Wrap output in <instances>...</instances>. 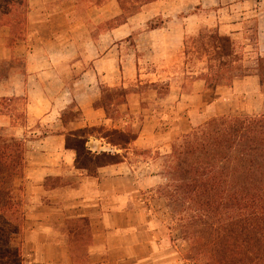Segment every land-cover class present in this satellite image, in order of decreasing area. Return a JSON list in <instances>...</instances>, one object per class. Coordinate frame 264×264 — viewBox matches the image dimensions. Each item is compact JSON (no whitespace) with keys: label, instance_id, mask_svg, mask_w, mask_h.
I'll return each instance as SVG.
<instances>
[{"label":"crops","instance_id":"0c3cea01","mask_svg":"<svg viewBox=\"0 0 264 264\" xmlns=\"http://www.w3.org/2000/svg\"><path fill=\"white\" fill-rule=\"evenodd\" d=\"M207 33L228 38L233 58L232 80L213 87L206 52L192 51ZM262 63L264 0H105L84 9L30 0L22 37L0 29V135L24 148L13 180L24 264H181L155 157L208 119L264 114ZM161 83L167 94L146 104L141 88ZM115 130L130 141H112ZM73 140L117 158L80 166Z\"/></svg>","mask_w":264,"mask_h":264},{"label":"trees","instance_id":"16d2710c","mask_svg":"<svg viewBox=\"0 0 264 264\" xmlns=\"http://www.w3.org/2000/svg\"><path fill=\"white\" fill-rule=\"evenodd\" d=\"M3 4L0 2L1 27H10L14 38L22 37L28 0H3ZM21 7L23 11L16 9ZM208 39L205 46L219 50L223 41L229 43L226 37L211 35ZM231 53L218 58L220 68L226 66L223 60ZM261 78L263 81L264 63ZM220 79L230 82L232 76L221 75ZM109 136L118 144L131 139L116 130ZM18 142L0 135V243H7L0 249V259L10 264H24L20 244L11 245V235L19 231H7L4 220L14 210L13 180L23 165V154L22 163L14 164ZM85 142L70 143L78 152L80 166L116 160V155L107 153L94 157ZM172 159L174 165H168L172 183L164 191L172 211L190 212L188 218H180L191 242L189 259L194 264H264V114L215 117L184 134ZM82 226L87 228L89 223L83 220Z\"/></svg>","mask_w":264,"mask_h":264},{"label":"rangeland","instance_id":"374dc122","mask_svg":"<svg viewBox=\"0 0 264 264\" xmlns=\"http://www.w3.org/2000/svg\"><path fill=\"white\" fill-rule=\"evenodd\" d=\"M78 1H79L80 6H82L84 9L85 7L90 5V3H92V2L97 1L99 3H102L104 0H78ZM0 2L3 4V0H0ZM28 4L30 5V0H28ZM2 6H0V7L3 8ZM16 9L19 11H23L22 7L16 8ZM24 13H25V11H24ZM1 28L2 27L0 25V29ZM21 28L25 29V26H22ZM23 35H24V33H23ZM207 35L209 37L211 35L214 37H217L216 34L207 33ZM208 40L206 39V41H208ZM193 48H196V50H192V51H194V53L196 51H199L202 54L204 52H206V54L208 56L207 65L209 67V73L205 76V78L208 80L210 86L213 87L214 85H216L218 83L224 82L225 79H220V76L221 75H223V76L229 75V69L231 68L230 64H231L233 58H232V56H230V57L226 56L223 60V62L226 64V66L221 67V68L219 67L220 63L218 61V58L223 57L225 53H227L229 50H231L230 44L223 41L221 50H219L217 48H212L209 46L207 47V46H205V43L202 45H196V46L193 45ZM193 66H194V70H197L201 65L199 64V62L197 60L194 59V65ZM216 72H217V76L219 77V79H217L218 77L215 76ZM210 75H212V77H210ZM176 80L178 82H182V81L188 80V77L180 74L176 77ZM141 90L144 93L143 97L146 98L145 99L146 104L148 102H150L151 99H153L152 98L153 92H158V94L162 97H164L167 94L164 83H161L159 86L144 85L141 88ZM208 95L212 96L213 92L209 91ZM160 103H162V102L161 101L158 102L159 107H160ZM240 114L252 115L250 113H244V112L230 113L227 115L234 116V115H240ZM211 119H213V118H211ZM211 119H208V120L202 122L200 125L196 126L194 129L195 130L199 129L200 127L204 126ZM190 132H192V130ZM5 139L8 140V137H5ZM181 139H182V137H180L178 140H176L172 144L168 153H166L165 155H157L155 157V163L160 168V173L164 176V179H165L164 183L158 189V192L165 199L166 205L168 207V212H169V216H170L169 220H168L169 221L168 227L171 230V231H169V235H170L171 243L173 242V240L177 241L176 244H177V246H179L178 253L180 255V262H181V264H194V260L189 259L191 257V242H190L189 238L185 237L184 229L182 227L183 222L180 220L181 217L188 218L190 212L178 213V212H175L174 210L172 211V208H170L168 206L169 199L166 196V193L164 191V188H166L167 185L172 183V177H171V174L169 172L168 165H174L172 163V160H173L172 155L174 153V149L179 144ZM18 144H19L18 148L16 149V155H17L16 160H15L16 162L14 163L15 166L17 165V163H22L21 157H22L23 150H24L23 144L21 142H18ZM21 168H22V164L20 167H18V170L20 173H21ZM8 183H9V178L6 179V184L8 185ZM14 199H15L14 200L15 207H14L13 212H8L5 219L4 218L3 219L5 220L7 231L13 232V231H15V229H17L19 231V233L11 235V245L13 247H16V246H19V244H20L21 234H22L23 227H24V204H23V198H22L21 194L16 190H14ZM171 234H174L175 238H173V236ZM6 235H8V234L6 233ZM5 245H7L6 242H1L0 243V249H3L5 247ZM0 258H1V255H0ZM0 264H10V263L7 262V260H1L0 259Z\"/></svg>","mask_w":264,"mask_h":264}]
</instances>
